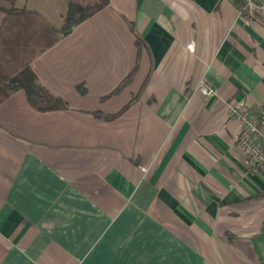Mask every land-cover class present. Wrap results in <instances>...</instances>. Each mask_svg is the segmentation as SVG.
<instances>
[{"label": "crops", "instance_id": "1", "mask_svg": "<svg viewBox=\"0 0 264 264\" xmlns=\"http://www.w3.org/2000/svg\"><path fill=\"white\" fill-rule=\"evenodd\" d=\"M68 2L0 0V30L14 7L59 31L31 67L66 103L0 104V264H264V174L228 113L264 107V12L110 0L63 36Z\"/></svg>", "mask_w": 264, "mask_h": 264}, {"label": "trees", "instance_id": "2", "mask_svg": "<svg viewBox=\"0 0 264 264\" xmlns=\"http://www.w3.org/2000/svg\"><path fill=\"white\" fill-rule=\"evenodd\" d=\"M10 1L14 2V0ZM236 1L242 9L245 0ZM68 3L60 29L63 36H68L81 22L106 8L110 0H95L92 4L69 0ZM241 14L247 19L251 18V14L243 10ZM127 23L134 36L139 55L143 39L135 26L128 21ZM58 40L59 31L55 30L38 12L14 7L6 10L5 22L0 30V104L15 92L23 90L28 103L37 111L47 112L66 107L62 99L53 97L50 91L38 81L31 67V62L55 46ZM133 75L134 72L126 77L121 87L128 85ZM98 116L105 120H112L117 115L108 116L98 113Z\"/></svg>", "mask_w": 264, "mask_h": 264}, {"label": "built area", "instance_id": "3", "mask_svg": "<svg viewBox=\"0 0 264 264\" xmlns=\"http://www.w3.org/2000/svg\"><path fill=\"white\" fill-rule=\"evenodd\" d=\"M242 10L251 15L262 13L264 0H245ZM199 90L207 96L216 93L205 85ZM228 113L240 126V131L233 137L236 150L245 158L251 173L264 174V107L256 114H249L246 103L238 101L229 105Z\"/></svg>", "mask_w": 264, "mask_h": 264}, {"label": "rangeland", "instance_id": "4", "mask_svg": "<svg viewBox=\"0 0 264 264\" xmlns=\"http://www.w3.org/2000/svg\"><path fill=\"white\" fill-rule=\"evenodd\" d=\"M76 1H78V2H83V3H88V2H90L91 4H92V2H93V0H76Z\"/></svg>", "mask_w": 264, "mask_h": 264}]
</instances>
